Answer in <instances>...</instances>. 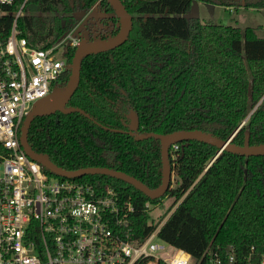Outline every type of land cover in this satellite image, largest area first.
Segmentation results:
<instances>
[{"label": "trees", "instance_id": "trees-1", "mask_svg": "<svg viewBox=\"0 0 264 264\" xmlns=\"http://www.w3.org/2000/svg\"><path fill=\"white\" fill-rule=\"evenodd\" d=\"M121 1L133 20L128 40L83 59L80 83L68 104L97 123L80 113L37 117L28 133L32 149L68 171L108 168L154 189L162 183L161 142L137 135L199 130L223 140L232 137L239 146L264 144V36L255 28L184 16L194 1L264 10V0ZM96 4L115 20L116 35L120 21L106 0H13L1 23L8 33L22 10L20 35L32 47L48 48L78 23L79 12L87 13ZM75 52H68L70 65ZM70 75L71 70L64 74V85ZM132 110L140 125L130 134ZM178 145L171 155L176 185L160 199L151 200L109 176L78 180L111 186L129 200L135 208V237L146 238L175 209L159 238L199 264H212L214 252L224 254L229 246L243 260L254 248L259 259L264 254V155L224 151L213 161L218 152L214 146L199 141L183 149V143ZM165 198L169 208L152 220L146 204L157 206Z\"/></svg>", "mask_w": 264, "mask_h": 264}, {"label": "built area", "instance_id": "built-area-1", "mask_svg": "<svg viewBox=\"0 0 264 264\" xmlns=\"http://www.w3.org/2000/svg\"><path fill=\"white\" fill-rule=\"evenodd\" d=\"M12 3L0 0V264H199L159 238L175 209L146 238L135 237V208L119 191L50 175L26 153L24 121L38 103L65 88L68 52L115 36L117 25L89 15L57 43L39 49L20 35L22 10L6 32L1 21ZM179 149L173 145L171 155ZM152 207L146 204L149 213ZM251 251L243 260L229 246L224 254L215 251L211 263L264 264V254L255 259Z\"/></svg>", "mask_w": 264, "mask_h": 264}, {"label": "water", "instance_id": "water-1", "mask_svg": "<svg viewBox=\"0 0 264 264\" xmlns=\"http://www.w3.org/2000/svg\"><path fill=\"white\" fill-rule=\"evenodd\" d=\"M110 6L113 8L115 15L120 21V30L119 32L110 38L107 39H95L93 41L83 42L77 49L70 65L71 75L65 88L55 95L45 99L38 103L26 117L23 127L21 129V143L24 147L26 153L35 161L39 162L45 169L53 173L56 176L64 178H81L86 175H104L109 176L121 181L128 183L129 185L135 187L138 191L142 192L151 200H156L164 197L172 184V175L173 167L171 163V147L178 143H183L184 146H188L190 141H199L211 146H214L218 149L216 157L213 161L220 155L222 152H231L234 154L252 157V156H262L264 155V144L260 145H244L239 146L232 142V137L229 140H223L212 134H208L199 130L193 131H176L169 134H147V135H137L136 138L143 140L154 137L159 139L161 142V158H162V183L159 187L151 189L144 183H142L137 178L128 175L127 173L112 170L108 168H86L77 171H68L63 168L58 167L54 164L47 155L36 153L28 142V133L33 121L37 117H44L51 115L57 111H60L64 114L70 113H80L87 118H90L89 114L79 108H69L68 104L75 94L81 78V63L84 58L89 55L98 54L102 52H107L114 50L122 46L129 38V34L133 28L132 16L128 13L125 5L121 0H106ZM211 11L213 12L214 5H208ZM86 12H79L75 19L80 21ZM102 17V16H99ZM110 17V16H109ZM130 120V129L129 133L137 132L139 128V118L138 115L132 110L128 115ZM94 121V120H93ZM97 123L96 121H94ZM243 124L241 125V127ZM210 163V165L213 163Z\"/></svg>", "mask_w": 264, "mask_h": 264}, {"label": "rangeland", "instance_id": "rangeland-1", "mask_svg": "<svg viewBox=\"0 0 264 264\" xmlns=\"http://www.w3.org/2000/svg\"><path fill=\"white\" fill-rule=\"evenodd\" d=\"M91 13L92 16H102V18L105 17V19L111 18L109 17V14L100 11L99 8L95 9ZM184 16L199 18L203 23L234 26L239 27L242 30L246 29L247 27H251L256 29L259 36H264V10L246 8H239L235 10L232 8L227 9L222 6H214L212 12L208 5L199 1H194L191 11ZM105 19L104 22H106L105 25L107 26L116 24L113 18L109 21ZM175 179L176 177L173 174V185H176ZM169 204V199L165 198L159 205L153 206L149 213L152 220H158L161 214L166 212V210L169 208ZM155 242L159 243L158 240H156Z\"/></svg>", "mask_w": 264, "mask_h": 264}, {"label": "flooded vegetation", "instance_id": "flooded-vegetation-1", "mask_svg": "<svg viewBox=\"0 0 264 264\" xmlns=\"http://www.w3.org/2000/svg\"><path fill=\"white\" fill-rule=\"evenodd\" d=\"M94 7H95V9H98L99 8V6L96 4L95 6H93L86 14H85V16H83V18L81 19V20H86L87 19V17L89 16V15H91L92 13V11H94L95 9H94ZM100 9V8H99ZM101 11V10H100ZM80 21H78V23H79ZM77 25V24H76ZM75 25V26H76ZM172 163V162H171ZM172 167H173V164H172ZM174 172H175V170H174V168H173V174H174Z\"/></svg>", "mask_w": 264, "mask_h": 264}]
</instances>
